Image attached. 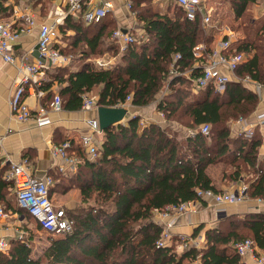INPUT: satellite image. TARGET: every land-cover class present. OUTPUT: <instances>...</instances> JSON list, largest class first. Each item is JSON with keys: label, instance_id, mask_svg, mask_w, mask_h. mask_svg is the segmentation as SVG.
<instances>
[{"label": "trees", "instance_id": "16d2710c", "mask_svg": "<svg viewBox=\"0 0 264 264\" xmlns=\"http://www.w3.org/2000/svg\"><path fill=\"white\" fill-rule=\"evenodd\" d=\"M28 1L44 12L55 0ZM128 1L143 23L144 38L134 40L117 64L97 67L93 59L103 53L112 22L106 17L100 23L86 24L69 14L59 25V34L60 39L61 33L73 34L72 47L83 44L79 64L73 69L55 67L42 88L53 98L56 84L63 109L68 111L81 110L84 94H95L99 107H115L130 96L135 107L156 104L168 124L149 123L140 129V117L135 115L112 125L102 132L95 160L89 159L80 140L66 138L64 142H71L81 160L72 181L80 189L82 205L66 211L73 229L50 237L38 257L32 256L30 241L16 237L8 252L0 251V264H189L197 259L202 264H239L240 256L229 247L233 240L250 238L264 249V212L229 217L223 227L231 231L220 226L207 230L201 249L177 250L176 237L158 246L163 228L153 220L155 209L197 200L198 190L221 191L208 173V167L217 163L231 167L224 177L246 183L249 199L264 195L263 133L256 127L250 139L231 135V122L250 117L259 102L257 93L242 79L249 77L264 85V15L254 19L247 14L259 0H218L241 32L233 47L246 61L235 71L240 80L231 81L225 92L208 88L198 94L192 92L191 79L201 74L204 58L197 57L194 48L203 44L205 54L210 51L220 26L214 24L213 15L211 24L205 26L199 19H187L180 7L169 3ZM6 11L0 0V13ZM69 30L73 33L68 34ZM115 42L112 48L118 51ZM66 47L61 52L69 55ZM189 70L191 79L182 75ZM204 124L210 125L208 135L199 129ZM4 168L0 169V204L6 211L31 218L11 193L14 182L3 177ZM55 188H50V194ZM203 227L198 226L193 236Z\"/></svg>", "mask_w": 264, "mask_h": 264}, {"label": "built area", "instance_id": "2783aa9c", "mask_svg": "<svg viewBox=\"0 0 264 264\" xmlns=\"http://www.w3.org/2000/svg\"><path fill=\"white\" fill-rule=\"evenodd\" d=\"M68 5V10L63 9L60 5L55 7V16L48 21L38 22V14L33 7H26L21 18L26 21V30L38 26L37 39V56L33 63L24 62L20 66L21 75L14 82V90L9 100V108L11 116L20 123L34 121L39 128L50 125L52 123L51 115L59 113L63 110V102L60 95L56 94L47 104L42 105L33 110L27 103L26 97L29 95L40 96L43 94L39 89L42 82L40 79L34 81V77L38 76L41 71L53 67L68 66L71 56L64 55L57 46L59 36V25L62 18L68 14L81 18L86 24L100 23L105 19L114 4L111 0L100 2L99 0H64ZM180 7L187 19H199L203 25H207L212 21V13L207 9L203 0H166ZM130 6V5H129ZM20 32L13 28L10 21H0V54L7 62H15L13 53V44L17 41ZM234 31L228 27H224V36L216 41L205 54L206 47L203 44L195 46L194 50L197 57L204 58L201 74L191 79V71L182 73L192 80V92L199 93L208 88L218 93L226 91L231 81H239L235 71L246 61V56L237 53L233 47ZM112 39L116 41L121 51H126L128 46L134 42V38L129 29H117L112 33ZM97 67L110 68L111 62L103 59H95ZM171 75L176 71H171ZM235 78V79H234ZM245 82H251L249 77L244 78ZM256 83V82H255ZM258 89L261 85L256 83ZM167 88L165 89V91ZM82 110H91L97 112L99 106L96 99L88 94L83 95ZM131 105V97L129 96L125 103L118 104L116 107H125L127 110ZM162 117L164 114L159 112ZM137 114H134L135 116ZM132 116V117H133ZM165 118V117H164ZM148 120L140 118V129L148 125ZM237 125V133L243 134L244 137L250 139L254 135L256 127H264V112L255 113L252 117H240L235 120ZM90 133L83 135L80 139L83 147L86 149L87 156L90 160H95L98 156L97 146L94 144L95 134H101L99 121L97 116L89 121ZM200 131L208 135L210 125L204 124ZM72 148L71 142L66 141L61 145L52 148L54 156L60 157L66 163H73L68 154V150ZM6 161L9 162L8 178L14 182V190L18 205L27 211L31 219L38 224L42 230L53 236H60L70 232L73 229V220L69 218L63 208H56L50 194V188L53 185V179L49 175L36 177L32 173L30 161L22 158L20 161L13 162L10 156ZM197 200H190L171 204L164 209H155L153 220L162 225L163 231L158 246L171 241L173 237L172 230L177 220L184 215H190L196 202L203 199H212L216 205H241L248 201L247 186L244 185L237 191H219L214 192L211 189L198 190ZM256 203L264 208V195L254 199ZM222 213V211L220 212ZM11 213L0 207V226L3 220L10 219ZM26 232L20 231L17 238L22 239ZM179 249L188 247H197L199 241L193 238L181 237ZM10 241L0 237V251L8 252L10 249ZM235 251L241 258L252 257L258 264H264V251H261L253 239L247 238L235 243ZM189 264H202L199 259L191 261Z\"/></svg>", "mask_w": 264, "mask_h": 264}, {"label": "crops", "instance_id": "0c3cea01", "mask_svg": "<svg viewBox=\"0 0 264 264\" xmlns=\"http://www.w3.org/2000/svg\"><path fill=\"white\" fill-rule=\"evenodd\" d=\"M4 7H8V11L0 13V21H10L13 23V28L20 32L21 29H25V32L20 33L17 41L13 44V53L15 56V62H7L0 54V169H3V177L8 178L9 174V162L6 161L7 156H10L13 162L20 161L22 158H29L32 173L36 177H43L49 175L53 179V186L55 189L51 190V199L56 208H63L65 211L69 209L77 208L82 205V198L80 189L75 186L72 178L76 175L78 167L80 166V157L71 149L68 150V154L72 159H75L73 163H66L60 157L54 156L52 148L64 143L66 138H72L80 140L83 135L90 133L89 121L96 117L94 111L91 110H79V111H68L63 109L59 113H53L52 123L44 127H37L34 121H28L24 123L17 122L12 116L9 108V100L14 90V82L21 75L20 66L22 63H33L37 56V39H38V26L26 30V21L21 18L26 7H33L38 14V22L48 21L54 18V9L60 5L63 9L68 10V5L64 0H55L49 3L46 9L41 11L40 6L33 5L28 0H1ZM104 2L106 0H99ZM114 5L121 6L124 3L121 0H111ZM166 1V0H161ZM129 2V1H128ZM169 3L170 1H166ZM121 4V5H120ZM130 4V2H129ZM258 4L254 5L253 10H257ZM127 9V7H126ZM123 10V8H122ZM69 15V14H68ZM71 15V14H70ZM264 9L262 11L257 10L254 19L263 17ZM74 16V15H73ZM76 17V16H74ZM77 18V17H76ZM63 21V18H62ZM61 21V23H62ZM119 29H131V27H120ZM142 33V29L140 30ZM69 33L73 31L69 30ZM241 34V32L239 33ZM237 35L234 32V40L237 41L242 35ZM224 36L223 29L216 32L211 47L216 43L218 39ZM57 46L60 48L66 47L65 41L60 39L58 36ZM235 41V42H236ZM234 42V43H235ZM70 56V55H68ZM55 68V67H53ZM52 68L41 71L38 76L34 77V81L41 80V88L43 94L40 96L29 95L26 97V103L33 109L36 110L42 105H47L53 98L47 96V91L42 87L45 83L49 82ZM237 77V76H236ZM235 79V78H234ZM240 79V78H239ZM247 83L258 95L259 102L255 113L264 112V85L261 88L256 87L254 81L245 82ZM52 89L57 94L58 86L55 84ZM134 114L139 115L140 118L147 119L149 123H158L163 126L168 124V121L162 117L156 109V104H151L146 107H135L132 104L128 108V114L123 123L127 122L128 118ZM260 128V127H259ZM231 135L236 137L237 125L231 122ZM260 131L264 133V127L260 128ZM98 138L94 139V144L99 146L103 140V134H99ZM261 155H264V145L261 147ZM26 154V155H25ZM27 158V159H28ZM222 165L223 169L220 172L221 182L217 184L212 177L214 184L221 191H237L246 183L239 179L238 181H231L229 178L224 177V173L231 171V167L224 165L223 163H217L210 165L212 166ZM65 178V180H63ZM61 181L63 185H61ZM71 187V188H68ZM67 188V190H66ZM66 190V191H65ZM15 194L14 188L11 191ZM16 196V195H15ZM0 207L4 209V206L0 204ZM222 211V213H220ZM10 219L7 221L3 220L0 226V237L6 238L11 241L18 236L20 231L30 233L32 223L25 227L24 214L20 212H12ZM264 212V208L260 207L254 199H248L247 202L241 205H216L212 199L198 200L194 206V210L190 215L181 216L172 230L173 237H176L177 243L181 237L193 238L199 241L196 248L201 249L205 244V232L211 228L221 227L222 230L230 232L231 229L223 227L229 217L236 216L244 218L246 214ZM227 217V218H226ZM24 222V223H23ZM27 222V221H26ZM28 224V223H27ZM38 225V224H36ZM200 225H204L201 231L197 232L193 236L194 231ZM39 227V225H38ZM225 228V229H223ZM235 241L233 240L229 247L235 251ZM261 251L264 249L259 248ZM241 258V257H240ZM239 264H258L252 257L241 258Z\"/></svg>", "mask_w": 264, "mask_h": 264}, {"label": "rangeland", "instance_id": "374dc122", "mask_svg": "<svg viewBox=\"0 0 264 264\" xmlns=\"http://www.w3.org/2000/svg\"><path fill=\"white\" fill-rule=\"evenodd\" d=\"M124 3H122V5L119 7L117 5H114L113 9L110 11V13L108 14L106 21L108 22H112V24L109 26V30H117L120 27H131L130 32L134 38V40H142L144 37V34L140 31L143 28V23L141 21L138 20V17L136 15V12L131 9V4H129L128 0H121ZM30 1H26V3H29ZM162 2H164L165 4L167 3L166 1H161V0H153V3L155 4H163ZM158 4V5H159ZM169 4H171L172 6H176L174 5V3L169 2ZM203 4L204 6L209 9L214 17V24H218L220 25L218 27V30L223 29V27L228 26L230 27L234 32H236L239 34L240 31H237L236 29V23L234 22L233 18L230 16H227L226 13L224 11H226V9H223V6H220L221 4L218 3V0H203ZM258 4V8H256L257 10L262 11L264 9V0H259L258 3H256V5ZM130 5V6H129ZM127 7V9H126ZM123 8V10H122ZM251 8H254V5L249 7L247 14L250 16L255 17V13H257V10H253ZM211 24V23H209ZM207 24V25H209ZM203 25V24H202ZM205 25V26H207ZM112 31V33H113ZM71 34V33H68ZM73 35V34H71ZM69 37H65V34L61 33V39L63 41L66 42L67 47H66V51L69 55H71V61L69 63V65L67 66L70 69H73L76 65L79 64V59H78V53L80 51V48L82 47L83 44H81L79 42V44H77L76 47H72V44L74 42V38L72 36ZM216 35V33H215ZM241 35V34H239ZM64 37V38H63ZM237 37H239L237 35ZM263 39H264V35H263ZM112 34L111 37L108 38V40L106 41L104 48H103V53L101 54V56H98L97 58L95 57V59H103L104 61L107 62H111L112 66L117 64L118 62H120L121 57L123 51L120 50V47L118 48V51H115L114 48H112L113 44H112ZM116 43V42H115ZM74 57V60H72V58ZM93 59V60H95ZM94 66H97V64L94 61ZM56 70V68H52V73ZM200 93V92H199ZM193 94H198V93H193ZM93 98L96 99V95L95 94H90ZM158 111V110H157ZM96 116H97V112H95ZM246 118V117H245ZM98 119V117H97ZM173 125L175 127H178L181 132H185L188 133V130L185 129L182 126H178L175 125L173 123ZM187 130V131H186ZM264 135V133L262 134ZM98 134H95V138H98ZM223 166L222 165H216V166H212L208 169V172L211 174V176L214 178V181L219 184L221 182V174L220 172L222 171ZM248 179L251 178L252 176L249 174L248 175ZM75 209V208H74ZM25 216V214H24ZM25 221V227L27 228L29 226L30 223H32V227L29 230L30 233L25 235L22 239L26 240V241H30L31 244V249H32V256L33 257H38L40 256L43 251L46 249V247L49 245V238L52 237L53 235L47 233L46 231L42 230L41 228L38 227V225H36V222L29 218L28 216L24 217ZM24 223V222H23ZM28 223V224H27ZM180 244H181V240H179L176 243V249L177 250H182L179 249L180 248Z\"/></svg>", "mask_w": 264, "mask_h": 264}, {"label": "water", "instance_id": "95a60500", "mask_svg": "<svg viewBox=\"0 0 264 264\" xmlns=\"http://www.w3.org/2000/svg\"><path fill=\"white\" fill-rule=\"evenodd\" d=\"M127 114L128 110L125 107H99L97 117L101 131L103 132L112 125L123 123Z\"/></svg>", "mask_w": 264, "mask_h": 264}]
</instances>
